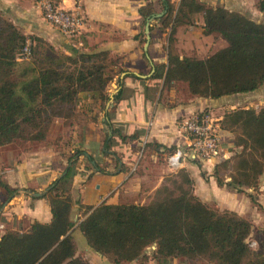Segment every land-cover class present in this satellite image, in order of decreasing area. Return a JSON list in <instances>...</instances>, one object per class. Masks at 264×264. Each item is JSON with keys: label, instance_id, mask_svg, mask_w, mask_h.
<instances>
[{"label": "trees", "instance_id": "16d2710c", "mask_svg": "<svg viewBox=\"0 0 264 264\" xmlns=\"http://www.w3.org/2000/svg\"><path fill=\"white\" fill-rule=\"evenodd\" d=\"M163 5L167 13L160 19V29H171L170 42L177 26L191 23V16L204 13L206 33L220 35L228 43L204 60L170 55L168 67L157 66L153 75L163 79L166 73L165 88L173 82H185L193 96L217 100L248 94L264 85V23L221 7L207 8L197 0H182L176 16L171 0ZM257 9L264 14V0L258 1ZM155 13L152 4L141 8L143 24ZM28 39L33 43L32 56L25 60L21 55ZM42 44L53 56L40 53ZM118 64L108 52L74 56L57 53L44 40L26 37L0 14V148L19 142L44 143L55 120L75 119L81 94L92 95L105 112L110 102L108 87L123 73L121 68L115 71ZM121 95L122 89L115 96L116 102ZM220 127L235 136V146L242 150L228 160L217 156L216 181L240 194L244 189H256L264 175V108L258 112L251 108L232 111L224 116ZM115 136L121 143L135 139L114 130L111 138H105L107 151ZM165 152L170 155L175 149L165 148ZM83 155L80 150L72 154L66 174L43 197L51 206V223L36 222L27 232L7 231L0 239V264H90L77 256L71 218L76 204L86 215L77 229L88 246L112 264L139 260L154 245L157 259L264 264V245L257 252L249 243L252 223L235 212L220 211L199 200L186 169L169 174L146 205L91 207L75 202L72 182ZM116 155L115 160H122ZM87 159L89 163L94 161L93 157ZM93 168L102 171L98 164ZM0 187L7 193L14 192L1 180Z\"/></svg>", "mask_w": 264, "mask_h": 264}, {"label": "crops", "instance_id": "0c3cea01", "mask_svg": "<svg viewBox=\"0 0 264 264\" xmlns=\"http://www.w3.org/2000/svg\"><path fill=\"white\" fill-rule=\"evenodd\" d=\"M52 1L65 10L82 13L85 26L79 37L70 39L49 24L38 6L39 0H0V14L26 37L44 40L57 53L65 56L108 52L118 60L115 71L121 68L123 73L116 76L108 87L110 102L105 112L92 95H80L83 106L78 107L77 117L68 125L76 136L71 148L67 149L64 145V148L57 149L53 145L44 146V143H27L30 145L28 150L20 149L19 143L0 148V180L14 191L7 193L0 187V226L4 227L0 231V239L7 231L27 232L36 222L51 223V206L43 197L54 182L66 174L68 159L77 150L84 155L79 158L77 175L72 182L71 194L75 202L79 200L84 206L91 207L101 204L146 205L163 185L165 176L173 173L168 166L169 170L161 166L158 168L157 160L169 155L165 148L176 150L182 146L188 149L187 135L180 128L184 119L209 111L220 126L226 114L239 108H253L257 112L264 108V85L248 94L213 100L193 96L185 82H173L165 88L166 73L163 79L153 78L157 66L168 67L170 55L180 59L204 60L228 46L220 35L206 33L204 13L191 16V23L177 26L170 42L171 29H160V19L167 13L163 5L166 0ZM197 1L207 8L221 7L264 23V14L257 9L259 0ZM181 2L171 0L174 16ZM149 4L156 13L144 25L140 10ZM148 23L151 26L150 41L146 50ZM142 40H145L144 44ZM121 89V98L116 102L115 96ZM114 130H120L124 136H135V139L121 143L115 136L112 148L107 151L105 138L107 133L111 138ZM220 135L222 142L218 157L228 160L240 153L242 147L235 146L232 133L220 127ZM146 150L149 151L148 156L145 155ZM115 154L117 158L122 156V160H115ZM217 156L205 163L193 158L185 160L183 169L190 173L194 181L195 195L220 211H232L248 219L254 213L249 196L221 187L214 177ZM88 157H93L94 161L89 163ZM96 164L101 172L94 170ZM259 193V204L264 209V175L260 180ZM71 218L75 224L73 238L77 256L82 254L80 250L91 256L95 251L77 229L86 218L78 204L74 205ZM252 223L255 225V222ZM155 251V245L149 247L143 260L128 264H142V261L145 264H208L183 258L157 259Z\"/></svg>", "mask_w": 264, "mask_h": 264}, {"label": "built area", "instance_id": "2783aa9c", "mask_svg": "<svg viewBox=\"0 0 264 264\" xmlns=\"http://www.w3.org/2000/svg\"><path fill=\"white\" fill-rule=\"evenodd\" d=\"M38 6L44 19L61 31L70 39H75L82 34L85 19L78 10H65L52 0H39ZM33 43L26 41L21 58L29 60L32 56ZM181 130L187 135L188 149L179 146L174 153L166 158V164L172 172L183 169L187 158L200 162H209L221 151L220 126L212 114L200 112L184 119L180 124ZM4 227L0 226V231Z\"/></svg>", "mask_w": 264, "mask_h": 264}, {"label": "rangeland", "instance_id": "374dc122", "mask_svg": "<svg viewBox=\"0 0 264 264\" xmlns=\"http://www.w3.org/2000/svg\"><path fill=\"white\" fill-rule=\"evenodd\" d=\"M258 21H259V19H258ZM261 23H263V21H261ZM40 53H42V55L48 54L50 56H53V54H51L43 44H42V47H40ZM79 106H83V104H80V102H79ZM251 109H253V108H251ZM204 112L211 114L209 111H204ZM76 117H77V115H76ZM74 120L75 119L70 120V121H66L63 119L55 120V122L50 127L49 134L47 136V140L44 142V146L53 145V147L60 149V148H64L63 146L66 145L65 147L67 149L71 148L73 138L76 136L72 134L73 129H72V127H70L68 125L71 123V121H74ZM57 121H60V123L56 124ZM107 135H108V133H107ZM41 145H43V144H41ZM19 146H20L19 147L20 149L28 150L29 149L28 147L30 145L27 143H24V142H19ZM33 148L36 149L35 146ZM33 148L30 147V149H33ZM146 151L147 152H145V155L148 156L149 151L148 150H146ZM145 159H149V158L145 157ZM157 162L159 164L158 168H160V166H161V168L164 167V168H166V170H169L167 168V165H166V157H160L157 160ZM155 170H157V169H155ZM173 173L170 172V174H173ZM168 175L165 176V178L168 177ZM259 184H260V182H259ZM244 190H245V192H244L245 195H247L249 197L251 196L254 200H256V203H252V201H251V203L253 204V208H254L253 212L254 213H252L251 216L249 215L248 219L247 218H245V219H247L251 223L255 222V225H253V223H252V225L254 226V229H253V233L249 239V243H250L251 249L253 251L259 252V250H261V246L264 245V211H263L264 209H262L263 206H261L259 204V195H260L259 185L256 189H244ZM260 206L262 208H260ZM210 207L215 208L214 205H211ZM80 251L82 252L83 255L85 254L84 256L86 257V260L90 264H112L107 258L101 259L95 252L92 254L93 256L92 255L88 256V255H86V252H84V250H80ZM82 254H80L81 257H83ZM146 256L147 255H144L141 258V260H143ZM142 262H143L142 264L146 263L144 261H142ZM196 262H198V261H196ZM201 262L205 263V261H199V263H201Z\"/></svg>", "mask_w": 264, "mask_h": 264}, {"label": "water", "instance_id": "95a60500", "mask_svg": "<svg viewBox=\"0 0 264 264\" xmlns=\"http://www.w3.org/2000/svg\"><path fill=\"white\" fill-rule=\"evenodd\" d=\"M161 16V15H160ZM150 24L148 23L147 24V30H146V33H147V40H148V42L146 43V45H145V49L147 50L148 49V47H149V41H150ZM110 135H112V133H110ZM36 196L37 197H41V195L40 194H36Z\"/></svg>", "mask_w": 264, "mask_h": 264}]
</instances>
